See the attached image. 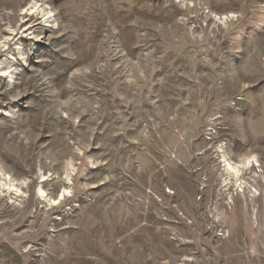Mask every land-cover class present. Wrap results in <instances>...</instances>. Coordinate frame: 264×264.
Here are the masks:
<instances>
[{
  "label": "rangeland",
  "instance_id": "rangeland-1",
  "mask_svg": "<svg viewBox=\"0 0 264 264\" xmlns=\"http://www.w3.org/2000/svg\"><path fill=\"white\" fill-rule=\"evenodd\" d=\"M0 47V264H264V0H0Z\"/></svg>",
  "mask_w": 264,
  "mask_h": 264
},
{
  "label": "bare ground",
  "instance_id": "bare-ground-1",
  "mask_svg": "<svg viewBox=\"0 0 264 264\" xmlns=\"http://www.w3.org/2000/svg\"><path fill=\"white\" fill-rule=\"evenodd\" d=\"M31 5L32 6L29 5L30 8L27 9L26 12L24 13L26 16L31 17L34 14L43 13V16L46 17L45 18L46 22L48 24L51 23V20L53 18L51 12L41 9V7L38 5L37 2H32ZM39 11H41V12H39ZM214 16H215V19L217 20V22L219 24L231 23V22H233V20H235V17H236L233 13L215 14ZM10 41H11V37L5 38V40L3 42H1V45H3L4 48H8ZM0 50H1V47H0ZM10 68L11 67H8L4 71V74L1 77H6V78L9 77L11 75V73L10 74L8 73L9 75H7V71L10 70ZM220 151L222 152L221 147H220ZM221 157L223 160L222 162L224 163V166H225V170H224L223 175H224L226 181L228 182L227 186L233 185L236 183H240V185H243V184L246 185V182L243 181L245 176H248L251 174L258 176V173H260L262 171V170L258 169L259 172L258 173H257V171L255 172V169H254L255 164L254 163H256L255 166L262 168L261 163H259V161L257 159H255L256 156H253L252 158L247 157L246 159L242 158L238 162H234L231 158V155L226 154L224 152H223V155H221ZM252 160H254V161H252ZM259 164H260V166H259ZM252 165H253V167H252ZM14 182L15 181H13L11 177L7 176L4 168L0 167V190H2L3 192L7 191V192L11 193L12 195H14L15 197L23 200V198L18 193L20 190L18 188H16V186L14 185ZM68 193H69V191L66 189V190H64V192L60 196V198L58 197L57 199H54L53 201L49 200V202H52L53 205L59 204L61 200H65L67 198V196H69ZM36 195H37V197L41 198L42 200L43 199L45 201L48 200V196L45 194V191L42 188L38 189Z\"/></svg>",
  "mask_w": 264,
  "mask_h": 264
}]
</instances>
